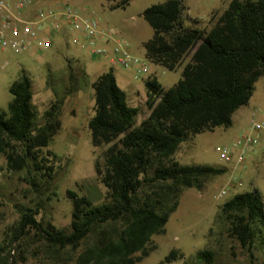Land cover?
<instances>
[{
  "label": "trees",
  "instance_id": "trees-1",
  "mask_svg": "<svg viewBox=\"0 0 264 264\" xmlns=\"http://www.w3.org/2000/svg\"><path fill=\"white\" fill-rule=\"evenodd\" d=\"M110 9L125 8L132 0H107ZM183 0L153 4L143 16L153 28L144 43L146 58L169 71L181 68V79L165 89L153 75L145 79L149 115L136 125L139 108L128 102L111 68L100 74L94 89L95 113L88 126L94 146L110 144L104 169L97 167L108 188L107 199L95 203L68 190L72 200L69 232L51 221L37 219L39 208L21 210L8 244L0 243V264H12L6 247L30 233L57 249L83 247L77 264H137L156 248L153 236L166 232V224L179 206L181 191L201 188L210 176L227 172L223 166L180 164L173 159L188 138L233 123V114L247 105L257 81L264 76V0H230L211 28L186 24ZM194 23H199L193 18ZM71 81L75 67L68 59ZM33 79L23 69L12 82L11 101L0 108V153L7 168L27 171L31 182L52 178L51 150L44 151L62 126L66 94L57 96L39 122L33 102ZM41 176V177H42ZM230 235L247 248L256 264L254 240L264 244V200L258 188L236 193L221 207ZM182 255L174 249L159 263ZM215 264V252L199 250L182 264ZM264 264V262L260 263Z\"/></svg>",
  "mask_w": 264,
  "mask_h": 264
},
{
  "label": "rangeland",
  "instance_id": "rangeland-1",
  "mask_svg": "<svg viewBox=\"0 0 264 264\" xmlns=\"http://www.w3.org/2000/svg\"><path fill=\"white\" fill-rule=\"evenodd\" d=\"M61 1H67L72 8L84 5L96 7V16L90 18L97 19L104 28H115L118 31V35L115 36L127 39L131 44V51L145 59L149 66V75L155 76L165 89L174 86L181 79V68L169 71L161 65L152 63L145 56L143 43L153 36V28L144 18L143 11L153 4L166 0H132L125 8L118 9L104 6L103 0ZM183 2L186 7L184 13L187 18L186 24L189 26L209 29L220 15L215 12L210 15L220 0ZM228 2L229 0H224L225 4ZM193 18H197L199 23H194ZM70 35L69 33L66 38H61L63 33L57 34L55 40L61 42L60 48L55 47L56 43L53 49L44 51L30 48L21 53L12 50L0 52V108H6L11 101L10 85L23 69L34 80L33 102L38 109L39 122H44V112L56 100L55 90L63 96L68 88L73 89L71 93L66 94L62 106L61 129L44 150H51L56 154V157L49 156V164L54 167L52 178L41 175L42 177L36 178L35 186L31 182L32 176L26 170L19 172L9 170L6 157L0 153V243L5 246L9 242L13 228L19 223L21 210L26 207H38L40 210L36 216L38 220L51 221L58 228L69 232L73 204L67 195L68 190L89 196L95 203L107 199L108 188L102 182L97 167L104 169L105 152L110 144L94 146L88 123L95 113L92 81L107 67L108 60L93 57L88 49L73 44ZM69 57L79 63L74 60L72 63L75 67L74 83L70 77ZM125 70L127 76L131 74V69ZM147 76H136L135 80L141 86L142 92L141 98L135 96L131 98L132 105L139 108L136 125L150 113L145 99L144 80ZM119 81L123 85V81ZM262 103L264 76L257 81L249 103L233 114V123L230 127H218L214 131L196 134L180 145L173 156L180 164L223 166L227 168V172L206 178L201 188L186 187L181 191L179 206L170 216L166 232L153 236L152 244H155L156 248L137 264H159L174 249L182 257L163 264H182L184 260L192 259L201 249H211L215 252V264H250L247 248L230 235L229 223L223 218L221 207L236 193L251 191L254 188L259 189L264 200V142L256 147L258 150L255 157L249 153L244 162L235 166L224 161L216 148L234 144L241 134L249 131L254 119L252 112L254 108L262 107ZM224 188L227 193L220 196L219 193ZM82 249L83 247L76 250L70 247L57 249L49 246L34 233H30L15 241L11 247L7 246L4 254L9 256L10 262H14L12 264H77ZM253 252L256 264L264 262L261 235H257L254 240Z\"/></svg>",
  "mask_w": 264,
  "mask_h": 264
},
{
  "label": "built area",
  "instance_id": "built-area-1",
  "mask_svg": "<svg viewBox=\"0 0 264 264\" xmlns=\"http://www.w3.org/2000/svg\"><path fill=\"white\" fill-rule=\"evenodd\" d=\"M34 0H0V52L12 50L16 53L28 49L44 51L55 44L57 34L65 29L76 32L70 41L82 49H88L93 57L108 59L112 65L125 69L134 68L136 76L150 75L145 59L134 55L130 42L118 35L115 28H104L95 18L84 17L69 5L40 8L36 16H24ZM112 42V47L103 46L99 41ZM251 129L241 134L232 145L218 146L221 158L234 166L244 162L245 157L264 142V104L254 108ZM235 151V152H234ZM237 151V152H236ZM241 185V182H239ZM224 188L219 193L225 195Z\"/></svg>",
  "mask_w": 264,
  "mask_h": 264
},
{
  "label": "crops",
  "instance_id": "crops-1",
  "mask_svg": "<svg viewBox=\"0 0 264 264\" xmlns=\"http://www.w3.org/2000/svg\"><path fill=\"white\" fill-rule=\"evenodd\" d=\"M94 0L90 1V2H93ZM230 2V0H229ZM228 2V3H229ZM228 3H224V0H220V3L219 5H217V7H214L211 12H210V15L215 12V13H219L221 14V12H223L225 10V8L227 7ZM69 5V3L67 1H61V0H51V1H42V0H34L33 4H31V6L27 9V11L25 12L24 16L27 17V18H33L36 16V13L37 11L42 8V7H49V6H55V7H61V6H64V5ZM104 6L106 5L108 8H109V2L107 0H103V3H102ZM223 5V6H222ZM70 6V5H69ZM74 9L78 10L84 17H92V16H96V12H97V8L94 7V6H81V7H73ZM69 29H65V33L63 34V36L61 38H66L67 35H69V33L73 36L76 34V32L74 31H70ZM70 35V36H71ZM71 36V37H72ZM61 40V39H60ZM146 42V41H145ZM144 42V43H145ZM57 43V45H56ZM61 42H56L55 40V47H59L61 46L60 44ZM143 43V45H144ZM99 44L100 45H103V46H108V47H112L113 43L112 42H108L106 43L104 39H101L99 41ZM54 46L51 48L53 49ZM145 49V47H144ZM130 50H132V48L130 47ZM132 52V51H131ZM133 53V52H132ZM134 54V53H133ZM135 55V54H134ZM145 55H146V52H145ZM137 56V55H136ZM68 59H71L70 57ZM74 61H76L75 59H72ZM108 60V59H107ZM77 64H79L77 61H76ZM107 67L105 69H103V71H100L97 75V77L102 74L103 72L109 70V69H113L114 70V73H115V76H116V79H117V82L119 84V86L124 89L127 93V97H128V102L130 105H132L131 103V98L132 96L134 97H139L141 98L142 97V92H141V86L137 84V82H135V80L137 79L136 77V74H135V69L134 68H129L131 69L130 71V75L128 74L127 76V73L124 72V69L123 67L121 66H117V65H112L109 60L107 61ZM119 67V68H118ZM86 69V68H85ZM129 69H126L125 71L129 70ZM86 73L88 75V71L86 69ZM96 77V78H97ZM96 79H94L95 81ZM119 80H122L123 81V85H121L120 81ZM92 81V82H94ZM144 85H145V80H144ZM125 86V88H124ZM33 87H34V80H33ZM146 89V87H145ZM128 90V91H127ZM252 98V97H251ZM145 99H147V89H146V94H145ZM264 104V103H262ZM133 106V105H132ZM135 106V105H134ZM240 109V108H239ZM238 109V110H239ZM237 110V111H238ZM257 150L258 149H255L254 151L250 152L251 156L252 157H255V154L257 153Z\"/></svg>",
  "mask_w": 264,
  "mask_h": 264
}]
</instances>
